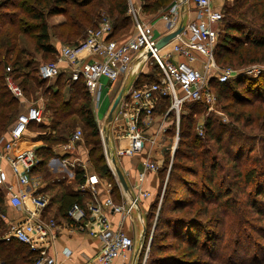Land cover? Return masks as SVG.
<instances>
[{"label":"trees","instance_id":"obj_1","mask_svg":"<svg viewBox=\"0 0 264 264\" xmlns=\"http://www.w3.org/2000/svg\"><path fill=\"white\" fill-rule=\"evenodd\" d=\"M175 1L145 0L142 9L145 14L154 15L168 9ZM128 10V0H0V138L8 133L26 106L23 100L15 98L7 88L6 78L9 75L19 81L29 100L44 98L47 101L45 115L51 117L49 124L31 123L25 134V140L30 143L39 141L46 145L41 149L43 152L40 149L36 151L40 164L33 174L42 167L46 172L49 159L55 155L52 147L68 142L75 132L74 129L82 126L86 132V145L90 147L89 156L93 168L100 178L115 184L114 175L105 157L94 108L95 102L84 80L72 82L69 77L61 75L56 82H52L41 79L38 70L42 63L56 61L58 58L59 52L53 44L54 37L61 45L67 43L74 46L86 38L89 29L98 27L103 19H109L114 28L111 39H122L118 37L119 34L128 31L131 25ZM225 10L224 28L215 52L217 61L238 69L254 64L264 66V0H235L234 4L226 7ZM54 16H62L64 19L52 28L50 18ZM29 43L33 46L32 51L27 47ZM155 70L158 76L144 73L141 75V80L146 78L147 81L152 82L158 79L160 70L156 65ZM245 79L248 78L238 77L226 83L213 79L211 88L221 99L225 97L234 99V96L227 92L235 88L239 89ZM254 83L256 84L252 86L255 89L249 90L254 99L246 103L253 104L258 101L263 104L261 109L264 107V80ZM187 105L191 106L190 114L182 113L181 116V120H186L184 124L186 128L181 122L184 129L180 130V146L175 153L178 162L175 166L182 165L181 169L188 168V173L195 176L200 172V167L204 172L210 169V174L201 182L190 184L196 186L202 184L203 193H197L193 187L189 192L193 197L175 199L166 207L167 212L160 216L157 225V230L161 231L153 236L151 245L157 253L153 254L151 250L152 255L148 264H196L194 262L196 257L210 256L211 250L206 249V232L200 227L199 222L193 219L195 217L177 215L176 211L194 207L196 198H200L198 202H203L208 207L220 203L223 208L229 210L234 207L233 202L237 201L230 196L236 186L231 180V185L230 183L226 185V177H235L241 180V183L252 184L259 175L257 168L243 169L250 162H242L241 159L232 161L231 158H227L222 166L218 167L220 164L218 157L211 158L205 144L212 140L220 152L224 151L222 143L225 126L220 125L215 129L214 119L208 118L202 127L203 135H199L194 126V117L207 109V106L201 102L187 103L184 107ZM168 106L169 102L163 106V109L167 110ZM243 114L236 115L239 124ZM32 127L40 128L42 131L39 135H34L31 133ZM228 142H231V139H228ZM185 160L193 164L199 163L200 166L189 167L185 165L187 164ZM208 162L211 163L210 167L207 166ZM84 174L83 170H79L76 174V181L80 185L86 183ZM221 175L222 183L218 181ZM185 186L186 184L180 183L181 188ZM260 195H264V192ZM84 196L87 195L82 191L65 194L61 198V211L67 216L68 209L74 204L85 206ZM168 200L173 199L170 197ZM4 204L5 197L0 189V264H35L38 259L37 252L21 242L2 240L6 231L1 218ZM254 206L260 211L257 204ZM153 207L152 205L150 211ZM207 213L211 212L208 210ZM169 237L179 240V243L157 242ZM180 250H183L184 255L177 253Z\"/></svg>","mask_w":264,"mask_h":264},{"label":"built area","instance_id":"obj_2","mask_svg":"<svg viewBox=\"0 0 264 264\" xmlns=\"http://www.w3.org/2000/svg\"><path fill=\"white\" fill-rule=\"evenodd\" d=\"M144 3L145 0H141L140 6H137L133 0H129L128 15L135 21L132 35L111 39L113 25L109 19H103L98 27L88 30L83 41L74 46L62 45L57 60L42 63L38 70V76L43 80H56L65 71L72 82L84 80L96 103L104 87L103 80L114 85L129 77L132 72L141 70L133 77V83L127 91H123L113 114V120L119 123L117 139L126 141V145L117 148L119 156L140 154L148 148L145 169L139 175L138 195L131 199L128 207L115 204L110 197L103 205L74 204L67 211L68 219L78 228L89 229L92 237L102 241L96 264H112L116 258L125 256L135 247V240L131 236L113 227L106 207L115 212H124L131 218L140 200L151 197L149 191L143 190V184L148 173L158 171V159L152 151L158 144L159 133L165 134L168 131V127L161 124L159 132L148 137L149 129L156 123L154 117L169 102L164 118L167 119L171 113L175 117L174 123L178 127L175 149L179 142V127L185 104L201 102L209 112L214 111L217 96L211 88V81L214 79L226 83L239 76L231 67L219 69L215 61L221 34L219 26L224 14L221 7H215L214 0H176L168 11L161 12L160 17L167 23L169 31L184 27L166 53L156 46L158 39L152 24L143 20L141 11ZM190 4H195L197 8L196 19L184 25L179 20L180 11L184 5ZM151 60L160 70V75L152 82L141 80V75L145 73L141 66ZM62 62L67 65L65 71L60 66ZM6 85L15 98L29 102L19 81L12 75L7 76ZM45 118V106L40 102H31L8 132L10 139L0 159L6 161L20 185L30 186L33 190L22 191L11 197V204L23 208L26 217L11 223L2 240L21 242L37 252L35 264H61L48 255L56 238L58 224L54 218L44 217L51 200L48 195L38 192L39 181L33 178V171L40 164V158L34 149L14 152L16 145L25 137L29 125L33 122L43 123ZM202 134L203 130L200 129ZM3 141L4 136L0 138V143ZM82 141L83 131L77 129L70 137L68 146L71 148V144ZM64 164L71 165L67 160ZM8 179L9 174L0 162V188L5 187ZM99 182L96 175H91L80 191H95ZM142 239L143 245L145 237Z\"/></svg>","mask_w":264,"mask_h":264},{"label":"rangeland","instance_id":"obj_3","mask_svg":"<svg viewBox=\"0 0 264 264\" xmlns=\"http://www.w3.org/2000/svg\"><path fill=\"white\" fill-rule=\"evenodd\" d=\"M234 1L235 0H218V4L223 6L224 18L226 16V7L232 6ZM129 16L131 20L130 28L128 31H122L118 36L119 38H126L134 33L135 21L131 15ZM143 16L147 15L144 14ZM63 19L64 17L62 16H54L50 18V25L52 28H54L53 26L59 24ZM219 27L220 31L222 32L224 28L223 22ZM53 31L54 29H52V32ZM54 39L56 40L57 38L54 37ZM63 45L71 44L63 43ZM27 47L32 51L33 46L30 43L27 45ZM215 61L219 69L231 67L233 70H235L237 74H239L235 80L238 79V77H245L248 79L244 80V84H242L239 89L235 88L232 89L233 91L229 90L227 92L228 94L231 93V95L234 96V99L231 97H225L221 99L215 93L217 96V102L214 107L215 110L212 112H209L208 109L202 110L201 113L194 117V126L196 127V131L199 133V135L200 129H202L203 125H205L208 118H211L212 120L214 119L213 127H215V129H218L220 125L225 126V134L223 136L222 143L224 145V151L220 152L216 144L211 140L209 143L205 144L206 149H208V155L211 156V158L218 157L220 163L218 167H220V165L222 166L225 159L227 158H231L232 161L235 159H241L242 162H250L245 166V168L243 167V169L252 170L253 168H257L259 170V175L255 178L252 184L241 183V180L235 177H226V185H228L227 183H230L231 180L235 184L234 186H236L234 192L230 196L237 201L233 202L234 207L229 210L223 208L222 204L220 203L211 204L208 207L203 202H198L200 201V198H196V204L194 207L185 208L182 211H176V214L186 217H195L193 219H196V221L199 222L200 227L206 232V249L211 250V254L207 257H196L194 259L196 264H264V195H260L262 192H264V172H262V169L264 170V107L262 106L263 108L260 109L261 105L263 104L258 101L254 102L253 104L246 103L247 101L254 99L253 94L249 92L250 89H255L252 86L256 84L254 82L264 80V66L260 64H254L249 67L238 69L234 66H228L221 62L219 63L216 57ZM141 69H143L145 73L155 74V76H158L157 71L155 70V64L152 60L148 61L146 65H142ZM140 71L141 70H137L135 74L132 72L129 75L128 78L131 80L129 81L128 88L133 83L132 78L134 76L136 77ZM125 78L124 80L127 79ZM143 80L147 81L146 78H143ZM123 81H120L118 87L121 86ZM114 99L111 101V105L113 104ZM36 101L47 103V101L41 97L35 101H25L26 106L23 110H25L31 102ZM190 107L191 106L189 105L184 107L183 113L189 115ZM165 110L166 109H163L161 111L162 113L160 112L154 117L158 124V127L156 128H159L161 124L168 127V132L165 133L167 144H164V137L162 145L158 149V153L155 156L157 157L159 164L156 174L160 177L161 185L158 187L157 194L153 197L154 207L151 211H149L147 216V221L145 224V243L142 245L139 241L135 242V247L133 250H141V256L139 258L138 264H148L152 255L151 250L153 254L157 253L154 247L151 248V245L155 234L158 233V231H161L157 230V225L159 223L160 216L167 212L165 211L166 207L171 205L175 199L193 197V195L189 193L192 191L193 187H195L197 193H203L204 186L202 184L198 186L190 184H193L191 182H201L205 176L210 174V169L207 170V172H204V170H202L200 167V172H198V175L195 176L188 173V168L183 170L181 169L183 167L182 165L175 166V164L178 162V159L175 158V153L180 146V130L183 128L181 122L184 125L186 120H181L180 122L179 142L177 144V148L174 149L176 143L175 137L178 135V127L176 123H174L175 117L172 116L173 113H171L167 119L164 118L166 112ZM241 113L244 114L243 119L239 124L236 121V115ZM108 115H110V110ZM105 123L107 124V122ZM13 126L14 125H12V127ZM12 127L9 129V131L12 129ZM184 128H186V125H184ZM77 129H81L83 131V141L80 143L71 144L78 152L75 153L74 157H79L82 155L86 156L83 158L84 161L82 160V163L81 161L79 162L75 159H72V161H70L71 165H69V167L72 170H75L73 167L74 162L77 168H79V171L83 165L85 166V164H88V173L93 172L99 176V174L96 173L95 169L93 168V164L90 162V156L88 152L90 151V147L86 145V132L82 126L76 127L74 131ZM31 130V133L34 135H39L42 131L37 127H32ZM228 139H231V142H228ZM68 144H70V139L68 140ZM44 146L46 145L43 144V142L38 141L31 143L29 147L30 149L37 151L38 149L41 150ZM41 152L43 151L41 150ZM141 156H144L145 159L147 156L146 151L145 153H142ZM51 159H49V161ZM185 161V163H187L185 165H189V167L199 168L200 166L199 163L193 164L189 160ZM259 161H261V163H258ZM210 164L211 163L208 162L207 166L210 167ZM38 170L39 171L34 174V179L38 180L41 177L44 178L47 176V173L44 171L45 168H38ZM230 170L231 169L229 168L228 171ZM114 178L116 179L115 174ZM180 178L184 179L182 181H178L177 179ZM218 181H221L222 183V175ZM180 183H184L186 186L181 188ZM188 188L190 190H188ZM170 197H172L173 200H168ZM254 204L259 206L258 209L260 211L255 209ZM207 207L211 212L210 214L207 213ZM157 242L179 243V240L169 237L166 240H159ZM177 253L184 255L183 250H180Z\"/></svg>","mask_w":264,"mask_h":264},{"label":"crops","instance_id":"obj_4","mask_svg":"<svg viewBox=\"0 0 264 264\" xmlns=\"http://www.w3.org/2000/svg\"><path fill=\"white\" fill-rule=\"evenodd\" d=\"M133 1L137 4V6H140L141 0ZM218 3V0H214L215 7H221L223 9V6ZM172 6L164 11H168ZM161 12L154 15H147L143 12V9L141 11L143 20L152 24L157 39L170 32L167 23L160 17ZM144 14L147 16H143ZM196 15L197 8L195 4L184 5L183 8H181L179 20L182 24L186 25L189 22L194 21L196 19ZM53 44L56 46L59 52L62 45L55 39H53ZM171 44L164 48L162 52L166 53L171 48ZM60 66L64 71L66 70V63L62 62ZM135 72L136 71H134L133 74H135ZM63 76L68 77L66 71L64 72ZM126 78V80H124V78L120 80H124L122 82L123 85L121 84L120 87H118L120 81L114 85H109L106 80H103L104 87L101 91L98 103L95 102L94 105L97 121L100 127L101 138L104 144L105 157L108 161L110 170L112 171L113 175L115 174L116 179L115 184H112L106 179H101L93 172L88 173V164L83 163L85 166L83 165L80 170L84 171L86 182L91 175H96L100 179L99 184L96 185L95 191H84V193L87 195L84 196L83 200L85 205L90 203L103 205L105 201L111 197L115 204L125 205V207H128L131 199L138 195L137 186L140 184L139 175L145 169V159L144 156L141 155L142 153H145V151L147 153L148 148L140 154H135L132 156H119L117 154V148L120 145H126V141H119L117 139L119 123L115 122L114 120L110 121L108 115L109 110H111L110 106H112L111 101L121 90L126 92L128 89V84L131 79L128 77ZM52 82H56V80H52ZM40 103H42L44 106L46 104L45 102ZM50 122L51 117L46 116L43 123L49 124ZM105 122H107V124ZM156 127H158L157 121L155 125L149 129L147 133L148 137H152L159 132L160 129ZM165 136V134L159 133L158 144L154 148V151H152L154 156L157 155L158 149L162 145V141ZM9 139L10 135L9 133H6L4 135V141L0 143V156L5 153V145ZM165 143L167 144L166 137L164 140V144ZM30 144L31 143L25 140L24 137L18 143V145H16L14 152L18 153L22 150L29 149ZM52 150L55 156L46 165L47 176L44 178L41 177L38 180L35 179L39 181L38 192L48 195L51 200L50 206L44 214V217L54 218L58 224L56 238L52 244V247L49 249L48 255L54 257L61 264H96L97 256L102 247V241L97 237H92L89 234V229L81 230L78 228L76 224L68 219L66 213L61 211V198L67 193L80 191L81 187L83 186L78 184L76 181V174L79 169L77 168L76 164L73 162V167L75 170H72L69 167V164H64V161L67 160L70 162L72 159H75L76 161H81L82 163V160L86 155L74 157L75 153L78 152L75 148H70V146H68V142L55 145L52 147ZM0 162L9 174V179L7 180L5 187L0 188L5 197V204L3 205L1 218L4 221L5 230L7 231L11 223L22 221L26 217V212L23 208L15 207L11 204V197L15 194H20L22 191L31 192L33 188L30 186L20 185L6 161L0 159ZM116 166H118L123 172L128 188H124L121 185L117 176ZM160 185V177L156 174V172L148 173L143 184V190L149 191L151 193V197L140 200L139 206L133 211L131 218H129V216L124 212H115L111 208L106 207L107 216L113 227L115 229L124 230L135 240V242H143L144 240L142 238L145 237L146 239L145 224L147 221V216L154 202L153 197L157 194L158 187ZM29 205L31 204L29 203ZM140 253L141 250H132L125 256L116 258L112 264H138L139 258L141 256Z\"/></svg>","mask_w":264,"mask_h":264},{"label":"water","instance_id":"obj_5","mask_svg":"<svg viewBox=\"0 0 264 264\" xmlns=\"http://www.w3.org/2000/svg\"><path fill=\"white\" fill-rule=\"evenodd\" d=\"M184 27L180 26L178 27L176 30L170 31L168 34H166L165 36L159 38L156 42V46L158 49H164L166 47H168L172 42H174V40L177 38V36L183 31ZM123 95V90H121L118 95L115 97L113 104L111 106V110H110V115H109V120L112 121L113 120V114L117 108V106L120 103L121 97ZM116 172H117V176L118 179L121 183V185L124 188H128L127 187V183H126V179L125 176L123 174V172L121 171V169L116 166Z\"/></svg>","mask_w":264,"mask_h":264}]
</instances>
